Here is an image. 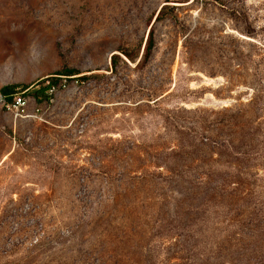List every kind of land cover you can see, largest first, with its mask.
Here are the masks:
<instances>
[{
	"label": "rangeland",
	"instance_id": "374dc122",
	"mask_svg": "<svg viewBox=\"0 0 264 264\" xmlns=\"http://www.w3.org/2000/svg\"><path fill=\"white\" fill-rule=\"evenodd\" d=\"M51 77L0 93V264H264V0H0V90Z\"/></svg>",
	"mask_w": 264,
	"mask_h": 264
},
{
	"label": "trees",
	"instance_id": "16d2710c",
	"mask_svg": "<svg viewBox=\"0 0 264 264\" xmlns=\"http://www.w3.org/2000/svg\"><path fill=\"white\" fill-rule=\"evenodd\" d=\"M168 8H169V6H165L162 9L157 20H159L161 18L163 10L164 9L166 10ZM153 49H154V37H153V32L151 31L149 33V36H148V39H147V42H146V45L144 48V53H143V57H142L143 61L148 62L150 60ZM120 53L123 55V57H125L126 60H128L132 63L137 62V59H138L137 55H133L132 53H130L127 50L120 51ZM120 60H121L120 57L117 55H114L112 57L111 63H112L113 68H116V66L119 64ZM76 75H79L78 71H76L74 69L66 68L62 72L57 73L55 76H57V77L65 76V77H67V79H70L72 77H75ZM79 80L84 81V80H86V77H84L83 79H79ZM46 82L48 83L47 85H45ZM60 83H61L60 79H54V77H51L48 79L41 80L37 84L31 85V86L7 85V86H4L0 90V93L4 97V102L11 103L13 101L14 95H16L17 93L29 92L30 90L37 88L35 90V93L33 94L34 98L37 101L45 100V101L49 102L52 99V96L49 95V90L51 89V87L58 86Z\"/></svg>",
	"mask_w": 264,
	"mask_h": 264
},
{
	"label": "built area",
	"instance_id": "2783aa9c",
	"mask_svg": "<svg viewBox=\"0 0 264 264\" xmlns=\"http://www.w3.org/2000/svg\"><path fill=\"white\" fill-rule=\"evenodd\" d=\"M73 81L77 84V83H84L83 81L76 79V77H72ZM66 82V81H65ZM62 83V81H61ZM61 83L58 86L55 87H51V89L49 90V95L53 96L54 93L56 92V90L61 87ZM4 105L6 106V108L11 111V112H15L17 116H21V114L24 112L25 106H26V101L23 97L18 96V97H14L13 101L11 103H6L4 102Z\"/></svg>",
	"mask_w": 264,
	"mask_h": 264
}]
</instances>
